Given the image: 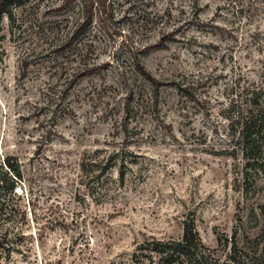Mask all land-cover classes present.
Returning <instances> with one entry per match:
<instances>
[{
    "label": "rangeland",
    "instance_id": "374dc122",
    "mask_svg": "<svg viewBox=\"0 0 264 264\" xmlns=\"http://www.w3.org/2000/svg\"><path fill=\"white\" fill-rule=\"evenodd\" d=\"M25 5L0 34V166L22 172L0 264H158L185 223L211 262L264 264V0ZM254 91L258 173L237 121Z\"/></svg>",
    "mask_w": 264,
    "mask_h": 264
},
{
    "label": "trees",
    "instance_id": "16d2710c",
    "mask_svg": "<svg viewBox=\"0 0 264 264\" xmlns=\"http://www.w3.org/2000/svg\"><path fill=\"white\" fill-rule=\"evenodd\" d=\"M26 0H0V34L2 32V22L6 20L12 29V25L16 22L17 8L30 9L25 5ZM92 19V4L81 6V14L75 28L69 38L61 41V44H56L57 49H65L71 42L87 27L90 26ZM135 71L144 77L153 87H158V82L150 77L144 71L138 59L134 58ZM263 92L254 91L248 97V104L244 110V117L237 118L241 131V139L244 146L243 153L248 155L245 162L247 171L258 173L260 167L258 166L259 159L261 158L260 146H258L259 139L263 133L261 128V121L258 120L261 103V95ZM259 151V152H258ZM95 165L100 168L99 174L102 175L109 170L108 161L95 162ZM5 170H3V168ZM0 253L9 252L11 243L13 241L10 236L9 229L5 223L7 216L5 214V205L10 196H15V188L17 182L22 179V172L20 166H13L9 163L8 159L3 160L0 166ZM152 252L158 257V264H228L218 261H212L210 258V250L206 248L198 237V234L192 224H184L183 233L180 239L169 240L165 242H157Z\"/></svg>",
    "mask_w": 264,
    "mask_h": 264
}]
</instances>
